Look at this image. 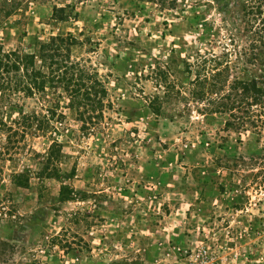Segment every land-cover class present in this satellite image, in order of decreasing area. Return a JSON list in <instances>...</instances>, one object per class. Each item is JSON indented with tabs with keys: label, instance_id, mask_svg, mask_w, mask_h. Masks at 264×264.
Instances as JSON below:
<instances>
[{
	"label": "rangeland",
	"instance_id": "obj_1",
	"mask_svg": "<svg viewBox=\"0 0 264 264\" xmlns=\"http://www.w3.org/2000/svg\"><path fill=\"white\" fill-rule=\"evenodd\" d=\"M0 25L75 36L111 102L93 135L66 112L60 180L0 158V264H264V0H0Z\"/></svg>",
	"mask_w": 264,
	"mask_h": 264
},
{
	"label": "trees",
	"instance_id": "obj_2",
	"mask_svg": "<svg viewBox=\"0 0 264 264\" xmlns=\"http://www.w3.org/2000/svg\"><path fill=\"white\" fill-rule=\"evenodd\" d=\"M58 9L61 10L53 6L52 14ZM78 43L70 33H56L45 39L35 37L25 47L4 49L0 45V112L8 119L0 118V131L4 134L0 158L11 160L25 147L32 153L26 158L29 164L11 173L16 186L27 184L31 174L60 180L59 164L65 157L62 149L69 142V130L62 125L66 112L79 124L78 132L86 136L100 128L105 110L111 107L107 88L88 58L72 55V48ZM240 88L243 93L251 91L252 99L260 102L264 99V72L241 80ZM24 98L34 99L37 109L24 110L22 102H18ZM34 142L44 145L42 152L32 147ZM69 191L62 183L59 193Z\"/></svg>",
	"mask_w": 264,
	"mask_h": 264
}]
</instances>
